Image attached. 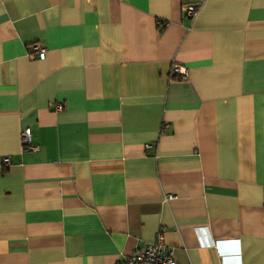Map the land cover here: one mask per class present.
<instances>
[{
    "label": "crops",
    "instance_id": "1",
    "mask_svg": "<svg viewBox=\"0 0 264 264\" xmlns=\"http://www.w3.org/2000/svg\"><path fill=\"white\" fill-rule=\"evenodd\" d=\"M158 231L177 264H264V0H0V264Z\"/></svg>",
    "mask_w": 264,
    "mask_h": 264
},
{
    "label": "built area",
    "instance_id": "2",
    "mask_svg": "<svg viewBox=\"0 0 264 264\" xmlns=\"http://www.w3.org/2000/svg\"><path fill=\"white\" fill-rule=\"evenodd\" d=\"M182 12L185 16L192 18L197 12V7L193 5H184ZM46 48H42L38 45H32L29 48L28 58L31 60L42 61L46 56ZM169 77L172 80L183 81L186 79V69L181 66H172L169 72ZM53 109L55 112H60L62 106L54 104ZM20 146L21 151H34L37 148L32 145L31 132L29 129H24L20 132ZM152 149L151 145L145 146V150ZM3 166H8L10 160L8 157H4L1 161ZM171 199L170 196L165 197V201ZM118 264H177L171 254V250L167 248L164 243L163 232L158 231L152 243L144 251L135 250L132 251L127 257H125Z\"/></svg>",
    "mask_w": 264,
    "mask_h": 264
}]
</instances>
